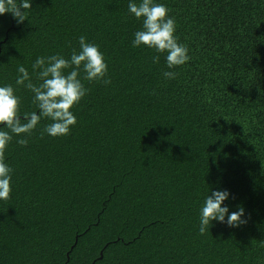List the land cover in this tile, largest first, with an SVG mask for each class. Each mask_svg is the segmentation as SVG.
Segmentation results:
<instances>
[{
  "label": "trees",
  "instance_id": "16d2710c",
  "mask_svg": "<svg viewBox=\"0 0 264 264\" xmlns=\"http://www.w3.org/2000/svg\"><path fill=\"white\" fill-rule=\"evenodd\" d=\"M31 2L23 24L0 16V86L13 85L21 114L39 110L17 67L37 83L36 58H70L81 35L111 83L81 71L89 92L69 135L41 138L42 118L26 147L13 136L0 264H264V0H154L189 49L175 69L167 53L132 46L143 20L130 0ZM210 190H227L225 206L243 205L247 223L213 221L201 235Z\"/></svg>",
  "mask_w": 264,
  "mask_h": 264
},
{
  "label": "clouds",
  "instance_id": "9594fccd",
  "mask_svg": "<svg viewBox=\"0 0 264 264\" xmlns=\"http://www.w3.org/2000/svg\"><path fill=\"white\" fill-rule=\"evenodd\" d=\"M29 10H32L31 0H0V16L11 13L18 24L28 20ZM128 10L135 18L143 20L142 30L134 33L133 47L147 46L157 53H167L168 69L183 66L191 59L187 45L179 43L175 36V19L169 16V9L164 4L154 0H140V3L130 0ZM78 44L79 50L68 42L67 46L72 49L70 58L60 54L37 57L32 63L37 83L33 82L23 64L17 67L15 84L27 88L33 94L32 103L39 114L36 111L21 114L22 100L16 95V89L11 84L0 86V126H3L0 128V200L7 201L12 194L14 170L5 163V152L13 136L20 137L23 134L24 138L18 139L16 143L26 147L42 118L51 122L40 131L41 138L45 134L53 138L69 135L71 128L77 124L71 109L89 92L80 78L81 71L84 81L111 83L110 78H106L108 65L99 46L88 42L84 35L79 37ZM152 61L158 64L160 56L154 55ZM177 75L175 71L163 72V76L169 80L175 79ZM152 94L155 95V92ZM230 195L227 190H210L200 210L201 235L210 230L213 221L226 223L233 228L247 223L243 219V205L232 212L225 206Z\"/></svg>",
  "mask_w": 264,
  "mask_h": 264
}]
</instances>
